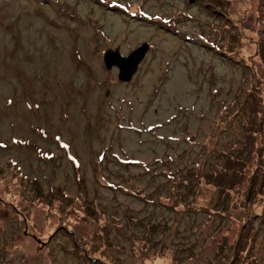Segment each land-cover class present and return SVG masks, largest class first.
<instances>
[{"label":"rangeland","instance_id":"rangeland-1","mask_svg":"<svg viewBox=\"0 0 264 264\" xmlns=\"http://www.w3.org/2000/svg\"><path fill=\"white\" fill-rule=\"evenodd\" d=\"M262 46L264 0H0V264H264Z\"/></svg>","mask_w":264,"mask_h":264},{"label":"water","instance_id":"water-1","mask_svg":"<svg viewBox=\"0 0 264 264\" xmlns=\"http://www.w3.org/2000/svg\"><path fill=\"white\" fill-rule=\"evenodd\" d=\"M149 44L143 43L127 56L120 53L119 49H109L103 55V64L106 70L116 67L119 71L118 79L123 83L129 82L138 70V66L149 50Z\"/></svg>","mask_w":264,"mask_h":264},{"label":"trees","instance_id":"trees-1","mask_svg":"<svg viewBox=\"0 0 264 264\" xmlns=\"http://www.w3.org/2000/svg\"><path fill=\"white\" fill-rule=\"evenodd\" d=\"M232 40H234V39H232ZM262 50H261V53H263V56H262V60L264 61V47L262 46V48H261ZM262 55V54H261ZM260 55V56H261ZM158 260H161V259H158ZM162 261V260H161Z\"/></svg>","mask_w":264,"mask_h":264},{"label":"bare ground","instance_id":"bare-ground-1","mask_svg":"<svg viewBox=\"0 0 264 264\" xmlns=\"http://www.w3.org/2000/svg\"><path fill=\"white\" fill-rule=\"evenodd\" d=\"M157 264H162V261L161 260H157Z\"/></svg>","mask_w":264,"mask_h":264}]
</instances>
